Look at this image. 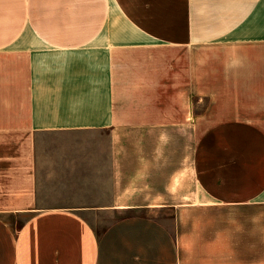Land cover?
<instances>
[{
    "label": "crops",
    "instance_id": "obj_1",
    "mask_svg": "<svg viewBox=\"0 0 264 264\" xmlns=\"http://www.w3.org/2000/svg\"><path fill=\"white\" fill-rule=\"evenodd\" d=\"M0 264H264V0H0Z\"/></svg>",
    "mask_w": 264,
    "mask_h": 264
}]
</instances>
